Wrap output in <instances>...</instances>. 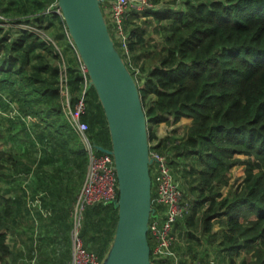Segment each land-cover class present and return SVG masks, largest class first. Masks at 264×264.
Returning a JSON list of instances; mask_svg holds the SVG:
<instances>
[{"label":"trees","instance_id":"1","mask_svg":"<svg viewBox=\"0 0 264 264\" xmlns=\"http://www.w3.org/2000/svg\"><path fill=\"white\" fill-rule=\"evenodd\" d=\"M148 1L150 8L126 13L127 55L106 24L138 78L149 150L166 157L187 205L172 227L173 255H150V264H264V0ZM55 4L0 0V264L32 258L26 247H11L10 236L19 235L26 215L50 219L68 195L75 196L74 228L87 156L68 112L80 99L89 144L110 148L103 110L88 82L84 88L63 20L47 12ZM181 118L191 120L182 138L157 137L156 126ZM235 166L243 177L234 184ZM116 222L115 203L82 211L78 237L100 262Z\"/></svg>","mask_w":264,"mask_h":264},{"label":"water","instance_id":"2","mask_svg":"<svg viewBox=\"0 0 264 264\" xmlns=\"http://www.w3.org/2000/svg\"><path fill=\"white\" fill-rule=\"evenodd\" d=\"M66 32L97 95L117 178V222L101 264H150L153 213L146 121L136 82L114 47L99 0H56Z\"/></svg>","mask_w":264,"mask_h":264},{"label":"built area","instance_id":"3","mask_svg":"<svg viewBox=\"0 0 264 264\" xmlns=\"http://www.w3.org/2000/svg\"><path fill=\"white\" fill-rule=\"evenodd\" d=\"M99 1L103 16L106 23L110 26L111 33L114 35L117 44L127 55V34L123 27L126 13L131 8L141 12L142 8L145 6L150 8L151 3L148 0ZM50 11L61 16L57 4L51 6L47 12ZM2 19L3 17L0 10V20ZM25 28L32 29L29 26H25ZM34 31L41 37H46L43 33L36 30ZM66 37L71 43L67 32ZM43 40L48 44H54L50 38H43ZM71 46L73 47L72 43ZM81 69L85 88L89 79L87 78L84 68L81 67ZM133 78L136 82V76ZM66 105H68L67 102ZM83 112L84 102L82 99L75 104L73 110H69L68 112L69 123L80 136L87 156L86 174L74 205L75 225L72 229L73 247L69 264H101L96 254L84 249L78 237L79 221L85 207L97 203L106 205L117 201V178L112 156L106 153L96 152L92 145L89 144L85 135L87 126L80 121V115L83 114ZM149 159L151 160L149 171L153 192L151 205L153 204V206L156 207V211H154V207L152 206L153 213L150 215L148 222V234L153 243L150 255L154 260H159L173 255L171 247L175 238L172 235V227L176 220L187 211V205L182 201L179 182L175 180L167 164L166 157L149 150ZM177 260L178 259H175L173 264H178Z\"/></svg>","mask_w":264,"mask_h":264},{"label":"crops","instance_id":"4","mask_svg":"<svg viewBox=\"0 0 264 264\" xmlns=\"http://www.w3.org/2000/svg\"><path fill=\"white\" fill-rule=\"evenodd\" d=\"M190 124V119L181 118L176 124L169 123V128L176 126L172 133L164 134V131L162 132L164 126L161 125L158 128L155 127V134L159 138L169 135L171 140L178 139L174 131L179 127L186 130ZM78 193L79 187L76 191V194ZM74 199L75 196L70 195L62 197L59 202H56L50 219L42 215L39 217L26 215L25 222L20 220L17 228L19 235L10 236V246L19 251L26 247V252H31L28 256L32 258L28 259L24 256L17 262L25 259L26 264H37V262L39 264H69L73 241L68 212L73 207Z\"/></svg>","mask_w":264,"mask_h":264},{"label":"rangeland","instance_id":"5","mask_svg":"<svg viewBox=\"0 0 264 264\" xmlns=\"http://www.w3.org/2000/svg\"><path fill=\"white\" fill-rule=\"evenodd\" d=\"M143 27H146V26H143ZM148 31H151V28L150 27L148 28ZM42 37L45 38V39H47L44 36H42ZM161 125L164 126V128L162 130V132L164 131V134H168V133L172 132L173 129L176 128V126L169 128V124H166V123L159 124L158 126H156V128H158ZM165 128H168V129H165ZM185 131L186 130L183 127H179L178 130L174 131V133H176V138H178V140L180 138H182V136L184 135ZM238 158H240L242 160L243 159H246L245 157H243L241 155H239ZM229 175H230L231 183H234L235 184V183L240 182L241 178L243 177V166H235V167L231 168V170L229 171ZM176 238H177V236H176ZM179 240L182 243L181 244V250H185L184 246L186 245V241H187L185 234L184 235H181V237H180Z\"/></svg>","mask_w":264,"mask_h":264},{"label":"bare ground","instance_id":"6","mask_svg":"<svg viewBox=\"0 0 264 264\" xmlns=\"http://www.w3.org/2000/svg\"><path fill=\"white\" fill-rule=\"evenodd\" d=\"M145 7H147V6H145ZM145 7H143L142 10H143Z\"/></svg>","mask_w":264,"mask_h":264},{"label":"clouds","instance_id":"7","mask_svg":"<svg viewBox=\"0 0 264 264\" xmlns=\"http://www.w3.org/2000/svg\"><path fill=\"white\" fill-rule=\"evenodd\" d=\"M104 17V16H103ZM104 20H105V18H104ZM105 23H106V21H105ZM107 25V24H106ZM110 33V32H109Z\"/></svg>","mask_w":264,"mask_h":264}]
</instances>
